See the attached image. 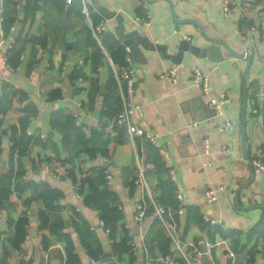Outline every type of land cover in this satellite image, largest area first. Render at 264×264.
I'll use <instances>...</instances> for the list:
<instances>
[{
    "label": "crops",
    "instance_id": "0c3cea01",
    "mask_svg": "<svg viewBox=\"0 0 264 264\" xmlns=\"http://www.w3.org/2000/svg\"><path fill=\"white\" fill-rule=\"evenodd\" d=\"M8 2L11 22L3 41L0 36V264H66L69 246L79 264L90 259L146 264L142 248L130 252V241L139 244L142 231L152 258L170 252L153 208L140 222L134 219L135 205L145 196L133 182L137 149L123 130L107 127L120 97L110 63L94 55L81 1ZM99 7L119 13L125 32L139 33L132 37L140 50L132 54L133 100L142 111L135 118L170 155L192 206L178 218L191 263L203 264L204 249L210 264H264V172H254L246 162L264 144V0H236L229 17L222 13V0H88L89 20H107L105 39L112 35L123 44L114 31L115 18ZM143 11L151 13L148 25L133 21ZM210 38L221 39L237 54ZM182 40L218 47L197 54L182 50L175 62L169 55L177 53ZM173 64L179 65L175 83L158 76ZM194 65L208 76L211 95L230 97L215 119L206 117L208 96L191 83ZM75 113L86 133L74 124ZM224 119L233 130H218ZM142 159L151 192L160 199L163 190L146 149ZM101 168L112 173L111 187L105 184L112 198L95 205L86 200L85 179L95 181ZM220 185L225 190L206 201L205 191ZM44 189L55 196L44 199ZM21 216L27 223L16 248L9 237Z\"/></svg>",
    "mask_w": 264,
    "mask_h": 264
},
{
    "label": "built area",
    "instance_id": "2783aa9c",
    "mask_svg": "<svg viewBox=\"0 0 264 264\" xmlns=\"http://www.w3.org/2000/svg\"><path fill=\"white\" fill-rule=\"evenodd\" d=\"M81 1V11L88 19V24L91 30L92 36L98 41L100 48L103 53V59L107 60L112 68V75L116 81L118 94L121 101V108L113 114L107 124L108 129H121L125 133L127 139L136 147L135 153V165L137 167V175L133 179L135 184L143 187L145 192V196L142 197L140 202L135 205V213L134 219L137 222H140L145 214L146 209L151 206L153 208V216L154 219L163 226L166 231V234L170 240L171 251L170 253H166L164 255H160L156 258H152L148 252V247L144 243L146 231H142L141 234V242L139 244L130 241V252L137 253L138 248H142L145 257L146 264H178L176 258H182L187 264H192L189 256L185 250L186 242L181 238L178 230V218L182 216L188 204L186 203L185 192L183 187L181 186L178 178L176 169L172 162L170 155L161 147L160 143H158L156 139V135H152L146 132L142 127L137 124V120L135 118L136 115H141V105L135 103L133 100L136 86V75L134 72V68L132 66V50L129 45L123 44L124 47V55H123V63L117 64L114 63L111 56L101 44V36L109 30V25L107 20H101L97 23H92L89 20V12L87 9L88 0H80ZM68 4L72 2V0H66ZM236 9V0H222V13L224 16H232ZM151 20V13L149 11H143L142 15H135L133 21L136 23H140L143 25H148ZM0 23L1 30L0 36L4 39L5 29L2 25L3 23V0H0ZM13 24L9 26L11 29ZM188 38V37H186ZM10 44L8 47H11ZM4 63L7 68L13 69L11 64L6 60ZM179 65L173 64L168 69L161 71L158 76L164 79L175 83L177 80V71ZM1 75V71H0ZM191 83L194 87L199 89V91L208 96V106L214 112L213 116H217L222 114L226 104L229 102L230 97L227 93H221L219 95H211L210 94V82L208 76L196 65L191 67ZM74 124L81 128V130L86 133L87 129L83 125V121L81 120L78 114L73 115ZM193 125H197V122H193ZM218 130L220 131H231L234 129L233 123L229 119H224L221 124L218 125ZM138 139V140H137ZM207 140L205 139V142ZM152 145L157 148L159 154L163 159V163L165 167L168 169L167 177L171 181L174 188L173 199L177 202V206H173L171 204H162L159 202L158 198L154 193L151 192L148 181L145 175V167L143 165V155L146 149V145ZM227 150V148L225 147ZM246 162L252 167L253 171L256 173L264 172V144L259 145L256 148V153L249 159H246ZM111 176L112 173L108 169H104V179L108 188L111 187ZM225 190L223 185H220L217 188H209L204 193V199L208 202H213L217 199L219 194ZM78 195L81 197V193L78 192ZM190 205V204H189ZM204 220L208 221L211 224L218 223L219 220L213 219L209 216H203ZM103 225V221L101 222ZM108 230V229H107ZM19 252V249L16 250ZM107 257H111V255H106ZM100 258H104L102 254L99 255ZM113 257V256H112ZM96 260V259H94ZM93 259H90L87 264H94Z\"/></svg>",
    "mask_w": 264,
    "mask_h": 264
},
{
    "label": "trees",
    "instance_id": "16d2710c",
    "mask_svg": "<svg viewBox=\"0 0 264 264\" xmlns=\"http://www.w3.org/2000/svg\"><path fill=\"white\" fill-rule=\"evenodd\" d=\"M74 2H75V0H72L70 5L73 4ZM8 4H9L8 0H3V23H2V25H3L4 29L7 27L6 23L11 22L8 15H7ZM80 12H82L81 9H80ZM90 32H91V30H90ZM108 33H105L101 36V44H103V46H106V48L109 52V55L111 56L114 63H117V64L123 63V55H124L123 44L120 43L119 41H117L116 39H114L112 37V35H108L105 39V36ZM91 42L94 46V55H97V57H98L97 61L100 62L103 59V53H102V50L100 48V45H99L98 41L93 36H92ZM107 42L109 43V45H107ZM112 80L114 81V83L116 82L113 76H112ZM116 89H117V84H116ZM120 108H121V101H120L119 108L116 109L111 114V116L113 114H115ZM68 119L72 122L71 117H68ZM82 136H83V134H82V132H80V138H82ZM146 152H148L149 158H150L151 162L153 163L154 171L158 175V178H159L158 186L160 188H162V190H163L162 194L160 195V199H158L159 202L162 204H172L174 206H177V202L173 199V195H174L173 185L167 177L168 169L165 167V165L163 163V159H162L161 155L159 154L158 149L153 147L152 145L148 144V145H146ZM103 169L104 168H101L98 171V174H97L95 181H93L91 178L85 179V181L88 183L89 189H90L88 195L86 196V200L89 201V203L90 202L94 203L95 205H97L98 203L102 204L104 202V200H106L105 196H107V197L110 196V192L105 187L106 183H105V179H104ZM99 186L101 188H99ZM54 196H55V194L50 189H44L42 191V197L44 199L47 197H54ZM109 198H112V197L110 196ZM191 207H192L191 205H188V211ZM102 209L104 211L107 210L106 207H104V206H102ZM110 211L115 212L116 210L113 209ZM105 214H106L105 212L102 214V218H104V220H103L104 225H105V223H104ZM107 219L111 222L113 220V217H108ZM26 223H27V218L24 216H21L12 224V227L14 229V233L11 235V237H9V241L16 248H18L19 242L24 237ZM169 242H170V240H169ZM166 253H170V252L167 251ZM179 259L180 260H179L178 264H185L186 263L182 258H179ZM66 264H79L76 256L71 253V246H69V248H68V258H67Z\"/></svg>",
    "mask_w": 264,
    "mask_h": 264
},
{
    "label": "water",
    "instance_id": "95a60500",
    "mask_svg": "<svg viewBox=\"0 0 264 264\" xmlns=\"http://www.w3.org/2000/svg\"><path fill=\"white\" fill-rule=\"evenodd\" d=\"M99 11L105 15L106 17H109V18H115L116 20V25H115V28H114V31L117 35V37L121 40H123V44L125 45H129L131 50H132V54L134 56H136L137 54L140 53V50L138 49V45L136 43L133 42V39L132 37L133 36H136L138 37V31L137 30H131V31H128V32H125V25H124V22H123V17L117 13L116 11H112V10H109L105 7H99ZM211 42H215L217 44H221L224 46V48L234 54H237L235 51H233L229 45L222 41L221 39H214V38H210L209 39ZM214 47H218L217 45H210L208 47H199V46H196L192 43H190L189 41L187 40H182L178 43L177 45V48H178V51L176 54L174 55H169L172 57L173 61L175 62H179L181 59H182V50H189L191 51L192 53L194 54H197L199 52H203L204 53V50L208 51ZM241 56V55H240ZM244 56V55H243ZM214 115V112L210 109V112H207L206 113V117L207 118H211L210 120L212 119H215V116ZM219 124V123H218ZM201 261L203 264H210L208 261H207V258H206V255L204 253V249L202 250V254H201ZM230 261L228 260L227 261V264H229Z\"/></svg>",
    "mask_w": 264,
    "mask_h": 264
},
{
    "label": "rangeland",
    "instance_id": "374dc122",
    "mask_svg": "<svg viewBox=\"0 0 264 264\" xmlns=\"http://www.w3.org/2000/svg\"><path fill=\"white\" fill-rule=\"evenodd\" d=\"M188 256L190 257V255L188 254ZM191 258V257H190Z\"/></svg>",
    "mask_w": 264,
    "mask_h": 264
}]
</instances>
